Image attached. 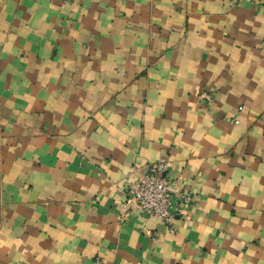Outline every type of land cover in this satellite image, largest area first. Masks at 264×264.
<instances>
[{
	"label": "crops",
	"instance_id": "0c3cea01",
	"mask_svg": "<svg viewBox=\"0 0 264 264\" xmlns=\"http://www.w3.org/2000/svg\"><path fill=\"white\" fill-rule=\"evenodd\" d=\"M0 264H264V0H0Z\"/></svg>",
	"mask_w": 264,
	"mask_h": 264
},
{
	"label": "built area",
	"instance_id": "2783aa9c",
	"mask_svg": "<svg viewBox=\"0 0 264 264\" xmlns=\"http://www.w3.org/2000/svg\"><path fill=\"white\" fill-rule=\"evenodd\" d=\"M203 96L209 99L210 94L203 92ZM166 168L165 160L146 164L144 172L139 174L131 184L129 199L142 214L159 218L169 225L171 230L175 209L170 190V178L165 174ZM180 199L182 203H188L190 195L183 191L180 193Z\"/></svg>",
	"mask_w": 264,
	"mask_h": 264
}]
</instances>
